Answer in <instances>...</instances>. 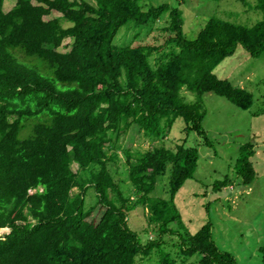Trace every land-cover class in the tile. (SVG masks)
<instances>
[{"label":"trees","instance_id":"trees-1","mask_svg":"<svg viewBox=\"0 0 264 264\" xmlns=\"http://www.w3.org/2000/svg\"><path fill=\"white\" fill-rule=\"evenodd\" d=\"M4 2L0 228L12 231L0 237V264H139V258L154 251L159 264H177L162 251L164 236L177 242L182 255H200L198 264H238L218 247L211 222L191 233L174 203L185 182L194 178L198 147L162 144L177 118L184 119L185 132L200 137L199 146L211 144L203 130V104L186 101L183 90L214 92L242 110L253 106L251 92L218 77L214 69L238 47L253 58L264 55V0L255 2L262 19L253 26L212 17L193 40L184 35L183 11L168 3L144 11L138 0H17L7 12ZM54 11L61 16L45 20ZM167 14L169 35L163 45L114 43L127 23L146 26ZM67 40L69 50L60 51ZM42 64L49 76L42 73ZM40 115L43 121L24 124ZM132 126L157 144L118 149ZM248 145L239 163L242 186L257 177L250 161L254 146ZM119 151L128 166L130 194L108 165L118 163ZM169 167L171 199L152 197ZM230 185L225 178L213 190ZM90 188L97 202L86 208ZM30 189L37 190L29 194ZM139 205L148 213L150 231L157 233L145 242L128 224L129 212ZM260 250L264 264V245Z\"/></svg>","mask_w":264,"mask_h":264},{"label":"rangeland","instance_id":"rangeland-1","mask_svg":"<svg viewBox=\"0 0 264 264\" xmlns=\"http://www.w3.org/2000/svg\"><path fill=\"white\" fill-rule=\"evenodd\" d=\"M91 1V0H87ZM17 0H5L4 10H11ZM144 11L162 4L179 7L183 11L184 35L189 40L197 37L212 17L251 27L262 19V12L255 9L256 0L242 3L238 0H138ZM61 13L54 11L45 20L60 17ZM168 14L162 20L146 26H137L129 22L119 30L114 39L118 46L128 47L138 44L161 46L167 39L169 32ZM69 25V23H65ZM60 51L69 50L66 45ZM69 45V44H68ZM42 73L50 75L46 65L41 66ZM214 73L220 78H227L237 87L246 88L254 95V104L248 110L238 108L228 99L218 96L214 92L198 94L194 91H182L186 101L201 102L204 106L205 118L202 122L203 130L207 133L210 146L200 144V137L195 133L184 131L186 123L183 118H177L169 127L168 138L162 145L175 147L186 143L187 146L198 147L200 158L198 168L193 179L185 182L182 189L174 196L183 226L191 233H196L204 224L213 225V239L218 247L232 253L238 264H262L264 245V55L258 58L249 56L242 47L236 53L225 59L215 69ZM44 116L30 118L24 122L27 127L44 120ZM28 129L23 130V138ZM157 142L144 137L137 126H132L127 134L121 136L117 148L142 147L152 148ZM254 146V155L250 161L257 173L256 179L247 186H242V177L238 173L240 159ZM161 145V144H158ZM246 146V147H245ZM244 148V151H243ZM246 149V150H245ZM120 153L118 163L109 162L115 180L121 183L124 191L130 194L133 190L128 179V166L125 157ZM73 171L78 169L73 164ZM171 169L158 180L152 197L171 199L169 179ZM230 179V186L221 192L213 190L214 183ZM97 202L94 188H90L86 195V208ZM128 224L136 231L143 242L155 238L148 226V213L143 206H137L129 212ZM1 233V232H0ZM165 243L162 251L169 252L177 264H198L200 255L180 253L177 242L169 236H164ZM160 255L154 251L150 257L138 259L139 264H159Z\"/></svg>","mask_w":264,"mask_h":264},{"label":"built area","instance_id":"built-area-1","mask_svg":"<svg viewBox=\"0 0 264 264\" xmlns=\"http://www.w3.org/2000/svg\"><path fill=\"white\" fill-rule=\"evenodd\" d=\"M34 191H35V190H29V193H30V194H33ZM0 232H1V233H0V237H3L6 233L9 232V229H7V228H6V229H1Z\"/></svg>","mask_w":264,"mask_h":264},{"label":"clouds","instance_id":"clouds-1","mask_svg":"<svg viewBox=\"0 0 264 264\" xmlns=\"http://www.w3.org/2000/svg\"><path fill=\"white\" fill-rule=\"evenodd\" d=\"M30 190H35L34 192H36L37 189H30ZM40 190L42 191L43 189L40 188ZM29 194H30V193H29ZM6 228L9 229V232L6 233L3 237H1L2 239H5V236H6L7 234H9V233L12 231V229H11L10 227H8V226H7V227H4V228H0V230H1V229H6Z\"/></svg>","mask_w":264,"mask_h":264}]
</instances>
